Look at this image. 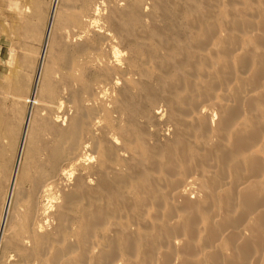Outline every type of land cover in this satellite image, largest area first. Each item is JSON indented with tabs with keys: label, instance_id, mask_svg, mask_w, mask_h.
I'll list each match as a JSON object with an SVG mask.
<instances>
[{
	"label": "rangeland",
	"instance_id": "374dc122",
	"mask_svg": "<svg viewBox=\"0 0 264 264\" xmlns=\"http://www.w3.org/2000/svg\"><path fill=\"white\" fill-rule=\"evenodd\" d=\"M261 35L264 0H0V221L9 203L0 264H25L24 227L33 220L55 239L62 234L50 246L55 264H229L232 254L230 264H262ZM237 134L245 139L234 147ZM250 179L261 203L246 199L252 208L241 193ZM227 217L244 224L229 226ZM250 223L263 245L241 253ZM234 225L238 245L226 235Z\"/></svg>",
	"mask_w": 264,
	"mask_h": 264
},
{
	"label": "bare ground",
	"instance_id": "6f19581e",
	"mask_svg": "<svg viewBox=\"0 0 264 264\" xmlns=\"http://www.w3.org/2000/svg\"><path fill=\"white\" fill-rule=\"evenodd\" d=\"M56 1V0H55ZM86 6V5H85ZM97 7H98V5H97ZM55 5L52 7V9H51V11H50V15H49V21H48V26H47V29H46V35H45V40H44V44H43V49H42V52H41V55H40V60H39V65H38V71H37V76H36V78H35V81H34V88H35V86H36V83H37V79H38V74H39V72H40V68H41V66H42V61H43V57H44V48H45V46L47 45V43H48V39H49V37H50V34H51V31H52V27H53V17H54V14H55ZM87 10H89V9H87ZM97 10V9H96ZM89 12V11H88ZM87 12V13H88ZM97 12V11H96ZM94 20H96V19H94ZM244 20H246V19H244ZM101 21V20H100ZM97 22V21H96ZM247 22V21H246ZM240 23V22H239ZM248 23V22H247ZM87 26V25H86ZM91 26V25H90ZM88 28V27H87ZM82 29V28H81ZM83 29H85V28H83ZM99 29H101V28H99ZM91 31V30H90ZM84 33H86L85 31H83ZM68 33H69V31H68ZM214 33V32H213ZM212 33V34H213ZM255 33V32H254ZM253 33V34H254ZM257 33H255V35H256ZM98 35V34H97ZM101 35V34H100ZM214 35V34H213ZM258 36V39H259V35L260 34H257ZM104 36V35H103ZM254 37H256V36H254ZM261 37H264V36H262L261 35ZM115 38V37H114ZM230 38V37H229ZM99 39V38H98ZM199 39V38H198ZM261 39H264V38H261ZM69 40V39H68ZM228 40V39H227ZM264 41V40H263ZM226 42V41H225ZM228 42V41H227ZM260 42V41H259ZM80 43V42H79ZM82 43H84V42H82ZM196 43V42H195ZM232 43V42H231ZM262 43V42H261ZM81 45V44H80ZM231 45H233V43L231 44ZM76 46V45H75ZM82 46V45H81ZM82 48V47H81ZM115 48V47H114ZM118 53V52H117ZM122 53V52H121ZM241 54H243V53H241ZM264 54V53H263ZM118 55V54H117ZM242 56L243 55H240L239 57H241L242 58ZM117 57V56H116ZM115 57V58H116ZM244 58V57H243ZM243 58H242V61H243ZM80 59H82V58H80ZM244 59H246V58H244ZM264 58H262L261 60H263ZM115 60V59H114ZM238 60H241V59H238ZM258 60V59H257ZM239 62H241V61H239ZM264 62V61H263ZM260 63H262L261 61H260ZM240 64V63H239ZM241 64H243V63H241ZM260 66H262V68H264V64H259ZM260 66H259V68H260ZM228 67V66H227ZM262 68H260V73H261V69ZM225 70V69H224ZM264 70V69H263ZM262 70V71H263ZM125 71V70H124ZM227 71V70H226ZM258 71H259V69H258ZM259 72H257V75L259 76V74H260ZM252 74H254L255 75V73L253 72ZM262 75H264V74H262ZM250 77V76H249ZM249 77H247V78H249ZM257 78H260V76L259 77H257ZM262 78H263V76H262ZM251 79H253V81H251ZM254 79H255V81H254ZM243 80V79H242ZM248 80H250L249 82H251V83H256V84H258L257 83V81H256V78H255V76L253 77V78H251L250 77V79H248ZM244 81V80H243ZM247 81V80H246ZM261 81V80H260ZM259 81V82H260ZM260 84H263V83H261L260 82ZM101 85V84H100ZM241 86H242V84H241ZM240 86V87H241ZM255 87V86H254ZM258 87V86H257ZM256 87V88H257ZM33 88V89H34ZM241 89V88H240ZM251 89V88H250ZM248 90V89H247ZM258 90V89H257ZM260 92V91H259ZM103 93V92H102ZM258 93V92H257ZM188 94V93H187ZM196 94V93H195ZM228 94V93H227ZM233 94V93H232ZM262 94V93H261ZM257 95V94H256ZM223 96H225V95H223ZM237 96H239V95H237ZM236 97V96H235ZM248 97V96H247ZM251 97L252 96H250V98H247V99H245V101L247 100V101H249L250 103H251V100H249V99H251ZM253 97H255V94H254V96ZM206 98V97H205ZM260 98H262L261 96L259 97V99ZM253 99V98H252ZM254 99H256V98H254ZM231 100V99H230ZM239 100V99H238ZM241 100V99H240ZM246 101V102H247ZM192 102V101H191ZM203 102V101H202ZM238 102H240V101H238ZM237 102V103H238ZM242 102V101H241ZM248 102V105L250 104ZM201 103V102H200ZM199 103V104H200ZM209 103V102H208ZM211 103H213V105H214V103L215 102H211ZM216 103H218V102H216ZM215 103V106H217V104ZM229 103V102H228ZM194 104V103H193ZM223 104H224V102H223ZM226 104V103H225ZM230 104V103H229ZM229 104H227V105H229ZM226 105V107H228ZM231 105H234L235 106V103L234 104H232L231 103ZM230 105V106H231ZM246 105V104H245ZM248 105H246V106H248ZM198 106V105H197ZM220 106V105H219ZM224 106V105H223ZM236 106H237V104H236ZM202 107V106H201ZM221 107V106H220ZM225 107V106H224ZM223 107V109H224V111H225V108ZM239 107V106H238ZM202 108H205V107H202ZM229 108V107H228ZM227 108V109H228ZM230 108H232V107H230ZM222 109V108H221ZM234 109H236V107H234ZM238 109V108H237ZM238 110H241V109H238ZM205 111V110H204ZM206 111H207V109H206ZM209 111V110H208ZM30 114H31V109H28V112H27V119H26V122L27 123H25V125L27 126L28 125V120H29V118L31 117L30 116ZM201 114V113H200ZM205 114V113H204ZM207 112H206V116H207ZM201 118H202V116H200ZM204 118V120L206 121V119L208 118V116L206 117V119H205V117H203ZM213 121V120H212ZM204 122V121H203ZM207 122V121H206ZM202 124V123H201ZM205 125H206V123H205ZM208 125V124H207ZM203 127H204V124H203ZM206 127V126H205ZM221 127V126H220ZM224 127V126H223ZM206 129V128H205ZM216 130H217V128H216ZM74 131H76V129L75 128H73L72 130H70V134L71 133H73ZM238 131H240V129L238 130ZM237 131V132H238ZM242 131V130H241ZM252 131H254V129H250V131L248 130V132H247V130L245 131L246 132V134H251V136H253V135H255L254 133L255 132H252ZM256 131V133H257V130H255ZM218 132H219V130H218ZM221 132V131H220ZM220 132H219V134H220ZM236 132V133H237ZM243 132V131H242ZM241 132V133H242ZM249 132H251V133H249ZM235 133V134H236ZM243 135V134H242ZM221 136H222V134H221ZM224 136V135H223ZM245 135H243V136H241L240 134H237L236 136H234V142H233V146L235 147V145H237L238 146V144H240L241 143V145H242V141L241 140H244L245 139V137H244ZM248 137H250L249 135H247ZM24 137V136H23ZM23 137H22V140H23ZM247 138V137H246ZM233 141V140H232ZM232 141H231V143H232ZM61 142V141H60ZM245 142V141H244ZM21 143H23V141L21 142ZM243 144H246L247 145V142H245V143H243ZM184 145V144H183ZM217 148H218V145L216 146ZM214 148V147H213ZM216 148V149H217ZM230 148V147H229ZM233 148V147H232ZM237 148V147H236ZM22 150V144H21V146H20V148H19V152H18V155H17V158H16V162H15V165H14V168H13V172H12V175H11V184H10V191H13L12 189L14 188V185H15V183H16V178H17V173H18V167H19V163H20V151ZM233 150H235V149H233ZM207 151H209V153L208 154H210V151H211V149L210 150H207ZM213 151V150H212ZM215 151V150H214ZM213 151V152H214ZM212 152V153H213ZM205 153V152H204ZM219 153H223V152H219ZM219 153H216V154H218L219 155ZM182 154V153H181ZM225 153H223L222 154V156L224 155ZM236 154V153H235ZM56 155H57V153H56ZM252 155V154H251ZM185 156V155H184ZM206 156H208V155H206ZM220 157L219 159L221 160V158H223V157ZM253 156V155H252ZM255 156H257V155H255ZM210 157V156H209ZM81 158V157H80ZM205 158V157H204ZM253 158V157H252ZM255 158V157H254ZM254 158H253V160L251 161V164L253 165V163L256 161V160H254ZM215 159V158H214ZM255 159H257V157L255 158ZM261 159V158H260ZM223 160H224V158H223ZM258 160V162L260 161L259 159H257ZM257 162V163H258ZM249 163V162H248ZM256 163V162H255ZM257 163H256V165H257ZM236 164V163H235ZM233 165H234V163H233ZM232 165V166H233ZM251 165V166H252ZM255 165V164H254ZM235 167H236V165H234ZM255 166H253V168H254ZM258 167V166H257ZM257 167H255V168H257ZM233 168V167H232ZM258 171V169H255V171ZM220 171H222V170H220ZM72 172V171H71ZM221 173H223L224 175H225V173L224 172H221ZM214 174V173H213ZM216 174H217V172H216ZM219 175V174H218ZM255 176V175H254ZM214 177V176H213ZM212 177V178H213ZM223 177V176H222ZM250 177V176H249ZM256 177H257V175H256ZM194 178V177H193ZM224 178V177H223ZM246 179L248 178V176H246L245 177ZM255 178V177H254ZM253 178V179H254ZM49 179H53V178H49ZM48 179V180H49ZM60 179V178H59ZM213 179H215V178H213ZM218 179V178H217ZM252 179V180H253ZM256 179V178H255ZM257 179H259V178H257ZM180 180V179H179ZM183 180V179H182ZM181 180V181H182ZM209 180V179H208ZM216 180V179H215ZM251 180V179H250ZM249 180V181H250ZM250 181V185H248V186H246L247 184L245 183H243L244 184V186H242V185H240L239 186V184H238V186L239 187H241L242 186V190L243 191H241V193L243 194V197L245 198H243L242 196V200H245L244 202H245V204H246V202H248V201H246V199L248 200V199H250V198H253L254 197V199H255V197H257V196H255L254 194H253V192L254 191H252L253 189L255 190V188L253 187L256 183H254L253 181ZM47 181V180H46ZM61 181H63V180H61ZM178 181V180H177ZM218 181V180H217ZM246 181V180H245ZM37 182V181H36ZM179 182V181H178ZM209 182H211V180L209 181ZM221 182H222V180H221ZM232 182V181H231ZM248 182V181H247ZM251 182H253V183H251ZM60 183V182H59ZM62 183V182H61ZM176 183V182H175ZM174 183V184H175ZM212 183V182H211ZM242 183V182H241ZM215 184V186L218 184H216L215 182L213 183V185ZM223 184V183H222ZM249 184V183H248ZM252 184H254V185H252ZM44 185V184H43ZM208 185H209V183H208ZM212 185V186H213ZM256 185H258V184H256ZM255 185V186H256ZM49 186V187H48ZM48 186H46L47 187V189L48 188H50V186L52 187V185L50 184V185H48ZM175 186V185H174ZM246 186V187H245ZM259 186V185H258ZM258 186H257V189H258ZM43 187V186H42ZM181 187V186H180ZM180 187L178 188V189H180ZM221 187H223V186H221ZM262 187V186H261ZM174 188H176V187H174ZM182 188V187H181ZM184 188V187H183ZM211 188V187H210ZM236 188V187H235ZM46 189V188H45ZM45 189H44V191H45ZM177 189V190H178ZM261 189V188H260ZM173 190V189H172ZM175 190V189H174ZM176 190V193H180L181 191L183 192V194H184V191L181 189V191L180 190H178L177 191ZM187 190H188V188H187ZM204 190H206V189H204ZM222 190H224V191H221V192H224V193H226L227 191V188H226V190H225V187H223V189ZM230 190V189H229ZM241 190V189H240ZM9 191V192H10ZM40 191V190H39ZM48 191V190H47ZM226 191V192H225ZM232 191V190H231ZM235 191V190H234ZM50 192V191H49ZM205 192V191H204ZM237 192V191H236ZM257 192H258V190H257ZM256 192V194H258ZM173 193V192H172ZM207 193V192H206ZM208 193L210 194V192L208 191ZM223 193V194H224ZM255 193V192H254ZM8 194H11V193H8ZM43 194H45V193H43ZM46 194H48V193H46ZM180 194H182V193H180ZM179 194V195H180ZM227 195H229L230 193H226ZM225 194V195H226ZM238 194V192L236 193V196H238L237 195ZM177 195V194H176ZM175 195V197H177L178 198V196H176ZM206 195V194H205ZM224 195V198L226 197ZM254 195V196H253ZM47 196V195H46ZM181 196H182V199L184 198V200L185 199H187V198H185V196L184 195H180L179 197L181 198ZM184 196V197H183ZM223 196V195H222ZM259 196V200H260V195H258ZM51 197V196H50ZM187 197V196H186ZM231 197V196H230ZM190 198V197H189ZM223 198V199H224ZM232 198V197H231ZM238 198V197H237ZM7 199H8V197H7ZM10 199V198H9ZM179 199V198H178ZM225 199H227V197L225 198ZM262 199V198H261ZM181 200V199H180ZM188 200V199H187ZM258 203H259V205H261V203H260V201L259 200H257V199H255ZM254 200V201H255ZM263 200V199H262ZM9 201V200H8ZM230 201V200H229ZM250 201V200H249ZM252 201V200H251ZM186 202V201H185ZM189 202H190V200H189ZM226 202V201H225ZM231 202V201H230ZM230 202H228V204L230 203ZM253 202V201H252ZM183 203V202H182ZM195 203V202H194ZM253 203H255V202H253ZM263 203V202H262ZM183 204H186V203H183ZM245 204H244V206H245ZM247 204H249L250 206H251V208H252V203L250 204L249 202L247 203ZM256 204V203H255ZM186 205H188V203L186 204ZM231 205V204H230ZM257 205V204H256ZM259 205H257V206H259ZM248 206V205H247ZM249 206V207H250ZM256 206V207H257ZM260 207V206H259ZM247 208V207H246ZM245 208V209H246ZM258 208V207H257ZM262 208V207H261ZM264 208V207H263ZM36 209V208H35ZM244 209V208H243ZM253 209H254V207H253ZM252 209V210H253ZM256 209V208H255ZM46 210V209H45ZM251 210V209H250ZM39 211H41V209L39 210ZM43 211V210H42ZM242 211H244V210H242ZM248 211V210H247ZM256 211V210H255ZM258 211V216L259 215H262V217L264 216V209H263V211L262 210H257ZM224 212V214H225V217H226V215H228L227 213H225V211H223ZM254 212V211H253ZM8 213H9V203H7V200H6V204H5V208L3 209V213H2V216H1V221H0V248L2 247V245H3V241H4V231H5V227H6V223H7V218H8ZM45 213V212H44ZM245 214H243V217L246 215V211L244 212ZM39 214H41V213H39ZM255 214H256V212H255ZM254 214V215H255ZM213 216H214V213L212 214ZM222 215V214H221ZM257 215V214H256ZM40 217H41V215H39ZM39 216H37V218H40ZM52 216V215H51ZM218 216V215H217ZM223 216V215H222ZM64 217L65 216H63L62 214H61V216L59 215L58 216V218H59V221L61 220V223H62V221L64 220ZM240 218L242 217V214H241V216H239ZM238 217V218H239ZM243 217H242V220H243ZM257 217V216H256ZM260 217V216H259ZM216 218V217H215ZM217 218H219V217H217ZM221 218V217H220ZM229 218H231V219H233L232 217H229ZM238 218H236V219H238ZM239 218V219H240ZM245 219H246V216L244 217ZM214 219V218H213ZM222 219V218H221ZM226 219H228V217L226 218ZM225 218H223V220H226ZM238 219V221L236 222L235 221V218H234V221L233 220H231L230 221V219H228V221H229V223L227 224V225H229V226H231L230 225V222H235V224H240L241 225V227L243 226L242 225V223L244 222H242V223H240V221H242L241 219L239 220ZM244 219V220H245ZM41 220V219H40ZM190 220V219H189ZM216 220H218L219 221V219H216ZM208 221V220H207ZM213 222V221H212ZM222 222V221H221ZM224 222H226V221H224ZM223 222V223H224ZM246 223V222H245ZM187 224H190L189 223V221L187 222ZM207 224V223H206ZM208 224H210V222L208 223ZM207 224V225H208ZM214 224V223H213ZM218 224H221V223H219L218 222ZM225 224V226H226V223H224ZM224 224L222 225L221 224V226H223V227H225L224 226ZM232 224V223H231ZM244 224V223H243ZM249 224V223H248ZM42 224H39V222H34V220H33V222L32 223H30V224H28V222L25 224V227H24V230H25V232L26 233H28L29 234V239H26V237H24L25 239H26V241H27V243H30V244H28V245H26V247H25V258H24V263L25 264H55V262H54V255L50 252V246H51V244H52V242H53V240L55 239L54 237H53V235L51 234V233H46L44 230H43V227L41 226ZM253 225V224H252ZM251 225V223H250V225H248V226H251V227H249L250 228V235L248 236V237H245L244 238V240L240 237V238H237V239H235L236 237H238V234H239V236H240V231L242 230H240V231H238L237 229H236V227H235V225H234V229L232 228L231 229V231H230V234H226V235H231V236H229L228 238L230 239V241H235V242H237V245H238V240L240 241L241 239L243 240L241 243H239V246L236 248V249H239L240 251H241V253H248V251H251L252 252V250H253V242H258V243H256V244H259V242L262 244V242L261 241H263V240H261L262 239V230L260 231V228H258L256 225L255 226H252ZM257 225H258V223H257ZM260 225H261V223H260ZM237 227H238V225H236ZM208 227H210V225H208ZM212 227V226H211ZM223 227H221V228H223ZM214 228H217V227H214ZM213 228V229H214ZM240 228V227H239ZM170 229H171V227H170ZM193 228H191V230H192ZM224 229H226V228H223V231H224ZM228 229V231H229V229L230 228H227ZM247 229H248V227H247ZM263 229V228H262ZM61 230V229H60ZM215 230V229H214ZM222 230V229H221ZM220 230V231H221ZM249 230V229H248ZM210 231H213V230H210ZM218 231V230H217ZM227 231V233H229ZM62 232V231H61ZM215 233H216V231H214ZM247 232V231H246ZM245 232V233H246ZM213 233V232H212ZM211 233V234H212ZM226 233V232H225ZM224 232L222 233V234H225ZM248 233V232H247ZM247 233H246V235H247ZM62 234H58L57 235V238L56 239H61L62 237ZM213 235V234H212ZM215 235V234H214ZM245 235V236H246ZM211 236V235H210ZM227 237V236H226ZM181 238V237H180ZM214 238H217V237H214ZM55 239V240H56ZM213 239V238H212ZM179 240V239H178ZM177 240V242H179ZM185 240V239H184ZM215 240V239H214ZM217 240V239H216ZM220 240H221V238H220ZM220 240H218V242L220 241ZM237 240V241H236ZM183 241V240H182ZM187 241V240H186ZM217 242V243H218ZM235 242L234 243H232V245L233 244H235ZM26 243V242H25ZM184 243H186V242H184ZM189 243V242H188ZM179 244V243H178ZM179 245H181V246H183L184 244H179ZM263 245V244H262ZM189 247H192L191 245H188ZM187 246V247H188ZM215 246V245H214ZM224 246V245H223ZM231 246V245H230ZM185 248H186V244H185V246H184ZM183 247V248H184ZM226 247H228V246H226ZM233 247H234V245H233ZM261 247H263V246H261ZM21 248V247H20ZM183 249V250H186V249ZM229 248V247H228ZM232 248V247H231ZM190 250H192L193 248H189ZM223 249V248H222ZM262 249H264V248H262ZM65 250H66V246H64L61 250H60V252L58 253V256H57V261L60 259V258H63L64 257V255H65ZM149 250V249H148ZM148 250H146V251H148ZM173 250V249H172ZM188 250V249H187ZM186 250V251H187ZM216 250H218V248L216 249ZM229 250H230V248H229ZM145 251V250H144ZM150 251V250H149ZM167 251H169V250H167ZM215 251V250H214ZM166 252V251H165ZM188 253H189V251H187ZM191 252V251H190ZM213 252V251H212ZM211 251L209 252L210 254L212 253ZM145 253H147V252H145ZM168 252H166V255L168 256L169 254H167ZM218 254L220 253V251L219 252H217ZM233 253H234V251H233ZM240 253V254H241ZM103 254V253H102ZM165 254V253H164ZM163 254V255H164ZM214 254V253H213ZM232 254V253H231ZM231 254H229L228 256H230ZM235 254V253H234ZM146 255V254H145ZM148 255V254H147ZM217 255V254H216ZM220 255V254H219ZM233 255V254H232ZM232 255H231V257H232ZM249 254H247V256H248ZM99 256V255H98ZM100 256H102V257H104L103 255H101L100 254ZM106 256V255H105ZM170 256V255H169ZM210 257L212 256V257H214V258H216L215 257V255L213 256V255H209ZM221 256V255H220ZM219 256V257H220ZM240 256H243V254H241ZM246 255H245V258L247 257ZM101 257V258H102ZM230 257V258H231ZM234 257H235V255H234ZM244 257V256H243ZM242 257V259H245V258H243ZM187 260H189L187 257H185ZM184 258V259H185ZM213 258V260H216V259H214ZM220 258H222V257H220ZM224 258V257H223ZM225 258H227V259H225V260H227V262L229 263H231L232 262V259H231V261H228V260H230V258L229 257H227V255L225 256ZM229 258V259H228ZM249 258V257H248ZM256 258V257H255ZM184 259H182V261L184 260ZM234 259V258H233ZM257 259V258H256ZM255 259V260H256ZM258 259H260V258H258ZM187 260H185V264H187V262H188V264L190 263L189 261H187ZM194 260V259H193ZM193 260H192V262H193ZM235 260V259H234ZM233 260V261H234ZM246 260H247V258H246ZM180 261V260H179ZM187 261V262H186ZM190 261H191V258H190ZM239 261V260H238ZM242 261H244V260H242ZM258 261H260V260H256V261H254V262H258ZM262 261V260H261ZM264 261V260H263ZM171 262V261H170ZM181 262V261H180ZM183 262H181L182 264H184ZM216 262V261H215ZM235 262H236V260H235ZM246 261H244L243 263L244 264H249V262L248 263H245ZM168 263H169V261H168ZM194 264H195V261L193 262ZM229 263V264H230ZM255 263V264H256ZM259 263V262H258ZM23 264V263H22ZM171 264V263H170ZM191 264V263H190ZM259 264H261V263H259ZM262 264H264V262L262 263Z\"/></svg>",
	"mask_w": 264,
	"mask_h": 264
},
{
	"label": "crops",
	"instance_id": "0c3cea01",
	"mask_svg": "<svg viewBox=\"0 0 264 264\" xmlns=\"http://www.w3.org/2000/svg\"><path fill=\"white\" fill-rule=\"evenodd\" d=\"M5 57V50L3 49L2 50V53H1V50H0V72H1V60H3V58ZM11 149H10V151H11V153H13V144L11 145V147H10Z\"/></svg>",
	"mask_w": 264,
	"mask_h": 264
}]
</instances>
